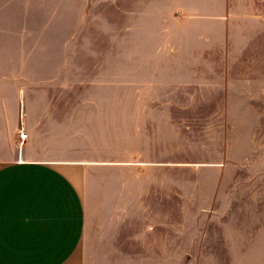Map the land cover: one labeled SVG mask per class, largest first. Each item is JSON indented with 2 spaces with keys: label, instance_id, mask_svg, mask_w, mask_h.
Instances as JSON below:
<instances>
[{
  "label": "rangeland",
  "instance_id": "374dc122",
  "mask_svg": "<svg viewBox=\"0 0 264 264\" xmlns=\"http://www.w3.org/2000/svg\"><path fill=\"white\" fill-rule=\"evenodd\" d=\"M172 3L163 0L161 5L171 9ZM219 6L157 14L132 0H0V66L25 72L20 113L29 99L34 113L52 110L90 120L72 138L59 140L110 162L169 157V171L163 172L169 174L171 195L175 189H193L183 185L188 179H202L196 187L200 197L185 192L186 208L201 203L207 209L225 210L227 201L240 200L227 195L232 188L264 191V0H219ZM174 16L185 20L187 33L203 28L212 34L187 36L181 44L187 50L214 52L187 59L195 65L197 84L207 86L190 94L230 98L232 104L182 107L179 130L168 124L161 137L154 136L151 116L147 126L146 111L152 115L176 107L135 105L133 98L159 92L153 89L152 73L148 89L140 84L146 72L131 63L137 60L131 55L171 48L161 20ZM209 18L214 20H203ZM185 72L188 77L191 69ZM48 99L57 105H49ZM168 118L173 120V114ZM133 129L138 136L131 149ZM147 132L150 137H145ZM20 133L11 160L34 158ZM154 173L161 176V171ZM239 179L246 181L231 185ZM253 199L250 194L243 197L250 209L255 208ZM181 202L171 196V208Z\"/></svg>",
  "mask_w": 264,
  "mask_h": 264
},
{
  "label": "crops",
  "instance_id": "0c3cea01",
  "mask_svg": "<svg viewBox=\"0 0 264 264\" xmlns=\"http://www.w3.org/2000/svg\"><path fill=\"white\" fill-rule=\"evenodd\" d=\"M132 1L157 14L176 8H222L219 0H173L171 9L161 5L163 0ZM227 7L225 1L223 8ZM161 22L171 48L133 51L131 58L137 60L131 63L145 70L140 84L146 83L147 89L152 73L153 89L159 92L133 98L136 106L176 107L152 115L146 111L147 126L151 116L154 136L163 137L168 124L179 130L182 107L225 106L232 99L190 94L207 86L197 84L195 65L187 59L214 52L187 50L181 44L187 36L211 38L210 30L187 33L185 20L175 16ZM25 89L24 71L0 66V264H264V191L232 188L227 195L240 200L227 201L225 210L207 209L201 203L186 208L187 191L175 189L171 195L169 174L164 176L169 157L110 162L73 148L59 139L72 138L90 120L52 110L34 113L29 99L20 113ZM48 101L57 105L54 99ZM170 112L175 119L168 118ZM20 131L34 158L11 160ZM134 135L138 136L133 129L131 149ZM154 171H161V176ZM244 181L231 180V185ZM183 185L194 187L189 196L200 197L196 187L202 179H188ZM245 194L254 197V209L243 200ZM171 196L182 200L178 208H171Z\"/></svg>",
  "mask_w": 264,
  "mask_h": 264
},
{
  "label": "built area",
  "instance_id": "2783aa9c",
  "mask_svg": "<svg viewBox=\"0 0 264 264\" xmlns=\"http://www.w3.org/2000/svg\"><path fill=\"white\" fill-rule=\"evenodd\" d=\"M25 137H26V135L24 133H22V134L20 133V139L21 140H24Z\"/></svg>",
  "mask_w": 264,
  "mask_h": 264
}]
</instances>
